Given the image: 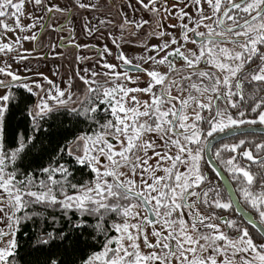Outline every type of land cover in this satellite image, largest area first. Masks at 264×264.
I'll return each instance as SVG.
<instances>
[{
    "label": "snow or ice",
    "instance_id": "6c2138e0",
    "mask_svg": "<svg viewBox=\"0 0 264 264\" xmlns=\"http://www.w3.org/2000/svg\"><path fill=\"white\" fill-rule=\"evenodd\" d=\"M34 6L25 26V0H0V30L31 33L0 39V264H264V0H128L84 18L102 48L42 22L101 5ZM38 25L96 57L30 67Z\"/></svg>",
    "mask_w": 264,
    "mask_h": 264
},
{
    "label": "flooded vegetation",
    "instance_id": "af4514ba",
    "mask_svg": "<svg viewBox=\"0 0 264 264\" xmlns=\"http://www.w3.org/2000/svg\"><path fill=\"white\" fill-rule=\"evenodd\" d=\"M54 3L59 4L61 7H64L65 5L70 6L71 0H53ZM87 3L88 0H85ZM94 4L101 5V8L98 12H92V11H83L80 10L79 12L73 10L71 12L70 16H67V20L71 21V25H68L66 23V18L60 15H55L53 19H48L47 17L44 18L43 23L51 24L59 28L60 25H65V27L72 26L74 27V36H75V43H79L80 45L89 44V45H95L98 48H102L103 44L106 42L104 39H97L95 36H89L86 35L85 32L82 30V25L84 23V18L86 17L88 20L93 21L96 23L95 17L99 16L100 19H112L113 23H115L117 20L120 19V16L118 15V12H126L129 17H131L132 10L127 8L126 5L128 3V0H91ZM34 3V0L33 2ZM134 3V0H133ZM41 12L35 11V6H28L25 5L24 14L21 16V22L26 23V26L30 23H32V19L29 18L31 16L33 19L37 16H40ZM140 13H136L137 19H139ZM24 18V20H22ZM144 18H148V14L144 13ZM169 23H174L172 20H165L164 26L165 28ZM153 27L155 25L153 24ZM149 31V29L146 27L144 29V33L146 34ZM35 32L38 36V40L36 42L32 41H22V47L19 48V52L21 54H27L25 50L28 52H31V58L26 63L29 64L30 67H38L42 68L45 64L48 62L50 64H61L64 65L66 63H71L72 61H75L76 56H86V57H96V51L94 48H83L80 49H74L70 46L67 37L69 36V33L67 31L60 32L52 31L51 28L44 27L41 28L39 25L35 29ZM16 35H19V30L14 32ZM31 33L26 31L25 35H30ZM125 36H127V32L124 33ZM113 35H120L119 30H116L113 32ZM64 37V45L61 46L60 44V38ZM143 39V37H142ZM149 46L152 44L159 43L160 41L156 37H151L150 39H146L145 41ZM108 46L112 48L113 52L115 53V47L111 44V40H107ZM51 45H56V47H51ZM124 51L125 53L130 57H135L136 55L140 54L139 47H129L127 44L124 45ZM46 56V58H44ZM110 62L117 63L115 61L114 57L109 58ZM85 67H91L92 61H87L86 63L80 64V68ZM133 74L135 72L133 71ZM252 138V137H249Z\"/></svg>",
    "mask_w": 264,
    "mask_h": 264
},
{
    "label": "rangeland",
    "instance_id": "374dc122",
    "mask_svg": "<svg viewBox=\"0 0 264 264\" xmlns=\"http://www.w3.org/2000/svg\"><path fill=\"white\" fill-rule=\"evenodd\" d=\"M32 2H33V0H25V5H28L30 7V6L34 5V3H32ZM24 10H25V7H24ZM35 11L39 12V9H37L35 7ZM22 20H24V18ZM22 24L26 26L25 22L22 23ZM18 34L20 36H23V35L26 34V32L18 33ZM16 36L17 35L15 33H3V31L0 30V39L5 40L6 42H10V41L14 40ZM3 59H4V57L2 56V54H0V61H2ZM13 66L15 67V64ZM76 67H77V63L75 61H72L71 63H66L64 65H61V64H58V63L50 64L48 62L42 68H38V67L32 66V68L38 69V70L44 72L46 75H49L50 78H52V72H55V71L59 70L60 73L64 74V78L65 79H67V77L69 75H71L72 72L75 71ZM57 82L59 83V80H57ZM130 86H134V85H130ZM140 86H144V85L141 84ZM0 226H2V225H0Z\"/></svg>",
    "mask_w": 264,
    "mask_h": 264
},
{
    "label": "trees",
    "instance_id": "16d2710c",
    "mask_svg": "<svg viewBox=\"0 0 264 264\" xmlns=\"http://www.w3.org/2000/svg\"><path fill=\"white\" fill-rule=\"evenodd\" d=\"M32 229L31 223L28 224V227L23 229V231L19 234L21 238V247H20V254L22 257V260H32L35 258V253L30 252V242L27 241V238L24 237V232H30Z\"/></svg>",
    "mask_w": 264,
    "mask_h": 264
}]
</instances>
